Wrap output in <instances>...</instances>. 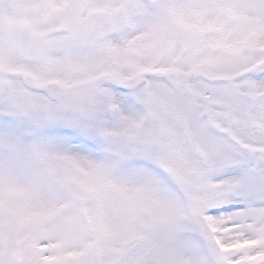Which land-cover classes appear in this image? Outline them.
Returning <instances> with one entry per match:
<instances>
[{
	"label": "snow or ice",
	"instance_id": "1",
	"mask_svg": "<svg viewBox=\"0 0 264 264\" xmlns=\"http://www.w3.org/2000/svg\"><path fill=\"white\" fill-rule=\"evenodd\" d=\"M0 264H264V0H0Z\"/></svg>",
	"mask_w": 264,
	"mask_h": 264
}]
</instances>
